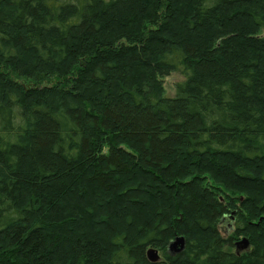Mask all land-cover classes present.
I'll use <instances>...</instances> for the list:
<instances>
[{
  "label": "trees",
  "instance_id": "16d2710c",
  "mask_svg": "<svg viewBox=\"0 0 264 264\" xmlns=\"http://www.w3.org/2000/svg\"><path fill=\"white\" fill-rule=\"evenodd\" d=\"M152 248L264 264V0H0V264Z\"/></svg>",
  "mask_w": 264,
  "mask_h": 264
},
{
  "label": "water",
  "instance_id": "95a60500",
  "mask_svg": "<svg viewBox=\"0 0 264 264\" xmlns=\"http://www.w3.org/2000/svg\"><path fill=\"white\" fill-rule=\"evenodd\" d=\"M186 246V240L184 238H177L174 242L170 243L169 245V252L170 253H180L184 250ZM250 249V243L247 238H244L242 241L237 243V251L244 252ZM148 259L151 263H158L160 261L159 252L155 249H149L147 252Z\"/></svg>",
  "mask_w": 264,
  "mask_h": 264
},
{
  "label": "rangeland",
  "instance_id": "374dc122",
  "mask_svg": "<svg viewBox=\"0 0 264 264\" xmlns=\"http://www.w3.org/2000/svg\"><path fill=\"white\" fill-rule=\"evenodd\" d=\"M171 75H169V76H171ZM169 76H167V77H169ZM179 77L180 78H174V79H172L170 81H167V82L163 79V85L165 83H167V85H168L167 88H165L163 86L164 89H165V94H166L167 97L173 98L176 95V85L181 83L184 80L183 76L181 74H179ZM231 224H232V221L227 219V221L224 222V224L222 225V228H223L222 230H223L225 236H228L232 232V231L229 230V227H230Z\"/></svg>",
  "mask_w": 264,
  "mask_h": 264
},
{
  "label": "clouds",
  "instance_id": "9594fccd",
  "mask_svg": "<svg viewBox=\"0 0 264 264\" xmlns=\"http://www.w3.org/2000/svg\"><path fill=\"white\" fill-rule=\"evenodd\" d=\"M179 74H180V69H178L177 72L172 73L171 76H169V77H164L163 79L167 82V81H170V80H172V79H174V78H180V77H179ZM163 86H164L165 88L168 87L167 83H165Z\"/></svg>",
  "mask_w": 264,
  "mask_h": 264
}]
</instances>
